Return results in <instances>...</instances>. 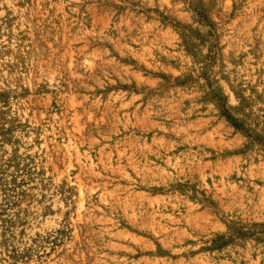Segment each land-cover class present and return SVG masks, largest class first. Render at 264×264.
<instances>
[{
	"label": "rangeland",
	"instance_id": "rangeland-1",
	"mask_svg": "<svg viewBox=\"0 0 264 264\" xmlns=\"http://www.w3.org/2000/svg\"><path fill=\"white\" fill-rule=\"evenodd\" d=\"M0 264H264V0H0Z\"/></svg>",
	"mask_w": 264,
	"mask_h": 264
}]
</instances>
